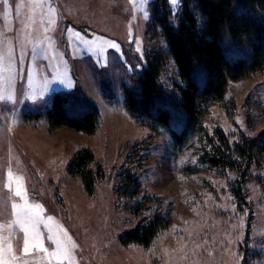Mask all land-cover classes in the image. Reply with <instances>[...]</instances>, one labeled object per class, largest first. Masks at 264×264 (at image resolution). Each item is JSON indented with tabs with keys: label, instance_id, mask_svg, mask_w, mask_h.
Returning a JSON list of instances; mask_svg holds the SVG:
<instances>
[{
	"label": "rangeland",
	"instance_id": "374dc122",
	"mask_svg": "<svg viewBox=\"0 0 264 264\" xmlns=\"http://www.w3.org/2000/svg\"><path fill=\"white\" fill-rule=\"evenodd\" d=\"M167 1L174 18L180 0ZM49 3L56 9L51 18L47 5L28 0L19 14V0H10L7 16L0 5V53L11 55L10 66L7 58L0 64L5 97L0 99V224L18 258L15 264H28L34 252L49 264H70L51 255L56 245L43 225L48 254H24L23 232L7 225L13 219L11 204L25 201L41 205L36 211L54 237L67 241L62 227L77 245L71 264H264V162L251 168L245 203L239 206L231 189L233 173L206 168L193 146H175L165 127L140 123L124 104L123 84L136 86L147 53L163 44L147 31L153 0ZM176 78L170 62L161 80L170 84ZM55 92L72 93L75 108L86 102L97 106L93 134L66 126L49 130L45 118L35 116ZM203 125L209 131L221 128L230 142L264 129V72L230 82L225 101L209 107ZM83 146L104 170L92 196L67 172ZM135 149L142 157L139 168L137 162L129 164ZM128 165H134L142 183L133 202L114 192L117 172ZM9 171L23 178L22 186L10 181ZM17 187L20 197L13 194ZM134 202L142 203L139 215L130 211ZM156 211L168 213L171 222L149 247L119 241L122 232Z\"/></svg>",
	"mask_w": 264,
	"mask_h": 264
},
{
	"label": "trees",
	"instance_id": "16d2710c",
	"mask_svg": "<svg viewBox=\"0 0 264 264\" xmlns=\"http://www.w3.org/2000/svg\"><path fill=\"white\" fill-rule=\"evenodd\" d=\"M147 31L163 44L147 53L136 86L123 84L126 108L140 123L165 127L175 146H193L198 162L206 168L233 173L232 194L241 206L251 168L264 162V129L230 142L221 128L209 131L203 120L212 104L225 101L230 82L264 72V0H180L174 18L167 0H153ZM170 62L177 78L166 84L161 74ZM73 99L72 93L55 92L49 105L35 116L42 115L49 130L66 126L93 134L99 121L97 106L86 102L75 108ZM137 152L128 155V161L137 162L139 168L143 164ZM67 172L80 179L89 196L104 177L86 146L74 152ZM116 179L118 197L133 202L140 196L142 183L134 165L122 167ZM141 206L134 202L129 208L139 215ZM170 222L168 213L156 211L122 232L119 241L147 248Z\"/></svg>",
	"mask_w": 264,
	"mask_h": 264
},
{
	"label": "snow or ice",
	"instance_id": "6c2138e0",
	"mask_svg": "<svg viewBox=\"0 0 264 264\" xmlns=\"http://www.w3.org/2000/svg\"><path fill=\"white\" fill-rule=\"evenodd\" d=\"M131 2V0H130ZM177 0H173V3L175 4ZM13 3H15V0H13ZM28 3H33L38 6H48V16L51 18L55 14V7L52 6L49 3V0H28ZM0 5L5 6V12L4 16H7L9 12L11 11L12 5L10 4V0H0ZM26 6L25 0H19V4L16 5V11L17 14H19L20 7ZM51 23V19H50ZM111 48L115 49L117 48V45L115 43H112L110 45ZM5 58L9 61V66L11 64V55L7 52L0 53V64L3 63ZM5 97L0 95V99H4ZM9 99L11 97H8ZM9 179L14 181L22 186V177H12L11 171H9ZM5 187L9 188L10 191H12L11 183H8L5 185ZM14 196L20 197L21 191L20 188L17 187L14 192ZM26 195V193H25ZM41 209V205L35 204V205H29L26 201L23 204H17L12 203L11 204V210H12V221L9 225H7V229H12L13 226L15 228H18L20 231L24 234V240H23V252L24 254H28L31 251L35 250L37 252H44L46 255L48 254V249L44 247L43 245V236L40 231L41 225H43V229L45 232L48 233L47 239L50 242V244L56 245V250L51 253L52 256L58 257L61 260H69L70 264L72 261V255L73 250L77 247L75 243L71 242V237H68V234L62 227L59 228V231L63 233V236L67 238V241H64L61 238H56L52 235V228L44 222V220L41 218L39 210ZM48 221H52L53 217L48 216ZM6 230L5 225L0 224V264H15L17 261V257L13 253V248L11 241L9 239V236L3 235V232ZM11 234V233H10ZM31 239V244H30ZM70 245V246H69Z\"/></svg>",
	"mask_w": 264,
	"mask_h": 264
},
{
	"label": "crops",
	"instance_id": "0c3cea01",
	"mask_svg": "<svg viewBox=\"0 0 264 264\" xmlns=\"http://www.w3.org/2000/svg\"><path fill=\"white\" fill-rule=\"evenodd\" d=\"M34 253L29 254L32 255V257H28V261H27L28 264H49L50 261L49 259L47 261L46 256L39 255L36 252Z\"/></svg>",
	"mask_w": 264,
	"mask_h": 264
}]
</instances>
